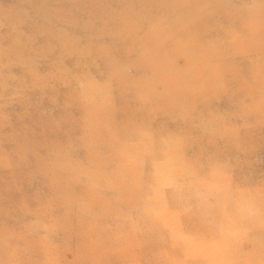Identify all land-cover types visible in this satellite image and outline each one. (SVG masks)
<instances>
[{
  "label": "rangeland",
  "instance_id": "rangeland-1",
  "mask_svg": "<svg viewBox=\"0 0 264 264\" xmlns=\"http://www.w3.org/2000/svg\"><path fill=\"white\" fill-rule=\"evenodd\" d=\"M84 1L0 0V210L16 213L15 232L0 236V264H88L80 262L79 255L87 258L76 231L64 226V174L33 162L39 146L65 136L76 141L77 160L90 163L94 146L109 143L110 110L117 128L140 117L163 142L184 138L190 166L175 169L160 202L165 206L143 220L152 229L149 238L127 229L138 221L100 209L107 222L113 214V224H106L113 229L93 223L89 264H144L129 254V241L137 239L160 243L150 249L157 252L150 264H264V67H213L206 114L184 125L176 84L205 83L206 74L204 67H186L194 25L185 18L174 25L165 46L176 37V55L159 57L157 39L168 25L140 21H153L158 10L164 14L159 6L168 0H106L91 16L84 14ZM235 1L238 12L264 15V5L253 2L258 0H248L249 8ZM148 32L141 47L150 54L142 56L139 39ZM190 56L197 66L209 59L205 52ZM164 61L181 67H158ZM207 120L214 122L212 130L205 128ZM253 134L259 142L249 140ZM113 135L111 143L119 138ZM248 141L237 180L227 163L238 153L227 148ZM184 245L194 249L191 262L173 253Z\"/></svg>",
  "mask_w": 264,
  "mask_h": 264
},
{
  "label": "crops",
  "instance_id": "crops-1",
  "mask_svg": "<svg viewBox=\"0 0 264 264\" xmlns=\"http://www.w3.org/2000/svg\"><path fill=\"white\" fill-rule=\"evenodd\" d=\"M104 1L106 0L84 1L83 11L85 16L102 12ZM253 2L257 5H264V0ZM241 4L242 7L246 8L253 6V3L248 0H243ZM159 7H162V13L164 14L161 15V10H158L153 21H150V19L147 21L141 19L140 21L141 24L168 25L166 27L167 32L173 31L171 35L166 32L163 37L157 39L155 54L159 57H174L176 55L177 42L174 41L176 37H174L171 46L166 47L165 43L169 42L172 35L175 36V27L173 26L185 18V22L194 25L191 36L188 37V43L190 40L192 48L189 50L187 47L186 67L206 68V74L202 76L205 83H201L200 80L201 82L199 81L198 84L188 87L176 84V87L179 86L180 88L179 118L186 125L188 122L201 120L202 114L204 112L206 114L205 89L211 78L209 72H212L213 67H264V47H262L264 45V15H254L243 10L238 12L235 7H239V5L236 4L235 0H229V2L168 0L167 4L164 3L163 6L160 5ZM213 11L215 12L213 13ZM185 14H188V16L185 17ZM148 18L146 17V19ZM125 22L133 24L129 20ZM255 23L258 29H254ZM160 29L161 27H157V30ZM134 32H137V30ZM149 35L150 32L139 39V55L150 54V51H145L142 48V43L148 39ZM132 41L136 40L131 37L129 40L130 49ZM217 47H221V53L213 54ZM199 52H205L206 57L209 59L204 64L197 66L193 63L190 54ZM215 54H217L214 56L216 59L213 58ZM177 64L164 61L158 67H181ZM111 101L112 105L115 104L114 98ZM109 114L107 117L110 121V129L107 134L109 143L94 146L93 158L87 165L76 158L78 156L76 141L65 136L50 139L44 145L39 146L34 155L33 165L35 167H57L64 174L63 184L66 203L65 213L63 214L65 216L64 226L71 227L76 231L78 239L76 245L80 249L84 247L86 251L87 260L84 259L83 255H79L81 263L94 262L93 255L89 250L92 247L93 223L100 226L105 224L103 230L113 229V227H107L106 225L108 223L113 224V221H111L113 214L111 217L109 216L107 222L106 214L102 213L100 215V209L108 212L109 209L114 208L115 214L120 218L128 222H132L133 219L138 221L136 224L134 222L132 225L129 224L130 226H127V229L131 233L139 232V235L146 233L149 238L152 229L148 224L147 226L143 224V220L157 215L159 213L158 208L165 206L160 202L167 197L168 187H165V184L173 182L176 176L175 169L177 167L183 168L185 164L190 166L184 138L179 137L163 142L160 133L149 130L140 117L134 118L130 122H127L126 119L125 123L119 124L120 127L117 128L116 111L110 110ZM205 128L212 130L214 122L207 120ZM117 133L119 134L118 141L111 143L112 135ZM249 140L255 143V141L259 142L260 138L259 135L255 136L253 134ZM248 147L249 141L244 144L238 142L235 149H231V146L227 148L228 152L238 153L234 159H230L227 163V167L232 168L231 175L237 180L241 177V172L245 167L244 165L243 168L241 167L242 153L246 154L245 150ZM83 156V158H88L87 153ZM221 161H223L225 167V161L223 159ZM15 225V211L8 208L1 209L0 236L13 234ZM132 241L130 240L131 243L127 245L131 250L129 253L132 255L131 258H136L144 264L145 262L150 264L147 259H151L157 253L150 249H157L161 246L157 240L152 239ZM190 241L194 240L190 239ZM62 246L69 245L63 243ZM184 246L174 249L173 253L178 252V258L183 259L184 262L193 261L194 249L189 245Z\"/></svg>",
  "mask_w": 264,
  "mask_h": 264
}]
</instances>
